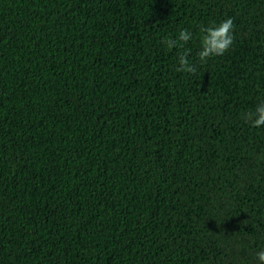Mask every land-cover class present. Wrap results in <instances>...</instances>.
<instances>
[{"label": "trees", "instance_id": "trees-1", "mask_svg": "<svg viewBox=\"0 0 264 264\" xmlns=\"http://www.w3.org/2000/svg\"><path fill=\"white\" fill-rule=\"evenodd\" d=\"M262 102L264 0H0V264H258Z\"/></svg>", "mask_w": 264, "mask_h": 264}, {"label": "clouds", "instance_id": "clouds-1", "mask_svg": "<svg viewBox=\"0 0 264 264\" xmlns=\"http://www.w3.org/2000/svg\"><path fill=\"white\" fill-rule=\"evenodd\" d=\"M233 30L234 21L231 18L201 29L203 33L200 38L201 50L197 54L199 62L204 64L213 56H223L234 42ZM192 38V32L183 29L179 30L174 38L162 40V44L168 49H183L177 54V71L195 75L196 65L189 59L191 50L185 47ZM241 118L251 127L264 126V102L258 104L254 110L242 113ZM256 257L258 264H264V250L257 252Z\"/></svg>", "mask_w": 264, "mask_h": 264}]
</instances>
